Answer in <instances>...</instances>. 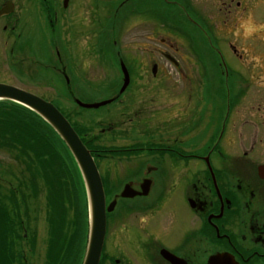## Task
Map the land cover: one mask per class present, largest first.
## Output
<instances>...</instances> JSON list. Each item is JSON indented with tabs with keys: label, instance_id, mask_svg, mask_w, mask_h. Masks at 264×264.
<instances>
[{
	"label": "flooded vegetation",
	"instance_id": "flooded-vegetation-1",
	"mask_svg": "<svg viewBox=\"0 0 264 264\" xmlns=\"http://www.w3.org/2000/svg\"><path fill=\"white\" fill-rule=\"evenodd\" d=\"M63 1L0 0V85L62 92L84 110L71 94L93 86L72 63L99 57L119 68L118 81L96 86L110 110L80 123L62 111L93 158L105 208L113 205L99 264H264V0H124L116 11L142 9L149 71L125 66L121 93L123 61L100 52L101 24L86 50L69 17L83 0ZM161 61L176 77L178 62H191L194 86L171 84ZM33 205L12 235L0 234V264H81L87 216L78 233L72 214L55 232Z\"/></svg>",
	"mask_w": 264,
	"mask_h": 264
},
{
	"label": "trees",
	"instance_id": "trees-1",
	"mask_svg": "<svg viewBox=\"0 0 264 264\" xmlns=\"http://www.w3.org/2000/svg\"><path fill=\"white\" fill-rule=\"evenodd\" d=\"M0 152L14 163L4 170L0 164V181L9 182L7 194L0 188V234L12 235L19 216L29 217L27 207L33 209L39 185L45 189L44 208L51 229L61 230L64 218L72 214L70 226L75 223L78 233L87 216L84 186L73 158L54 131L33 112L0 101Z\"/></svg>",
	"mask_w": 264,
	"mask_h": 264
},
{
	"label": "rangeland",
	"instance_id": "rangeland-1",
	"mask_svg": "<svg viewBox=\"0 0 264 264\" xmlns=\"http://www.w3.org/2000/svg\"><path fill=\"white\" fill-rule=\"evenodd\" d=\"M99 1L100 9L96 12L94 11L93 7L97 6L98 8ZM123 1L124 0H83L79 11L74 8L70 9L69 17L71 19V28L74 29L78 28L79 26L82 28V40L80 43L81 45H85V49L87 50L89 49V46L96 43L92 42L93 38L95 37L93 30L96 29L94 26L95 23H100L101 35L100 32L97 33V37H101L102 47L100 52L103 54L105 53V56L107 54H118L122 59L124 66H137L136 68L132 67L133 70H138L141 68V70L149 71V62L146 61L148 59L144 40L146 30L142 23V9H140L137 12L138 14L134 15V17H132V14L127 13V7H123L121 10L116 11L114 8H116ZM183 53L186 54L187 52L183 50ZM105 58L107 59V57ZM230 59H232L231 56ZM230 61L232 62L231 66L233 68L235 66L240 68V65L236 61ZM99 62V57H97L96 61L94 59V62H92V60L82 59L81 61H75V63H72L73 65H79L77 67H72L74 77L86 76L84 79L86 84L93 86L91 89L85 88L83 94L80 95L74 92L71 94L73 98L86 104H97L109 99L110 96L107 91L103 87L96 86L102 85L101 82L111 85L113 80L118 81L120 76L118 73L119 68L108 60V66L103 68L99 65ZM156 64H159L160 69L164 71H173V68L164 61L157 62ZM178 64L180 65L179 69L183 71L184 75L182 77H176L175 73L171 72V74L168 75V79L171 81V84L183 87H189V85L194 86V73L189 71L191 70V62L179 61ZM74 77H72L71 84L76 86L78 82L75 81ZM5 78L7 81L11 80L7 76ZM142 84H144L143 81L140 83V85ZM133 85H138V83L135 81ZM33 94L41 97V99H47L46 101L48 102H55L58 106H60L61 111L67 112L73 121L77 123L84 121V119L87 120V122H93L100 115L106 113L107 110H110V107H112L111 105H108L96 111L79 110L77 107H75L71 99H69L67 95L62 92L48 93L41 88H36ZM183 103L184 106L187 105L185 104V100ZM75 104H77V101ZM11 163L13 162L11 161L10 157L6 153L0 152V164L3 165L1 169L4 170L5 167ZM1 180L2 184L8 188V181L6 180V182L3 181V179ZM39 188L40 191L38 193V199L36 202L38 205L43 206L44 208L46 202L44 198L45 189L42 185H39L38 189ZM43 208L41 212L43 211Z\"/></svg>",
	"mask_w": 264,
	"mask_h": 264
},
{
	"label": "water",
	"instance_id": "water-1",
	"mask_svg": "<svg viewBox=\"0 0 264 264\" xmlns=\"http://www.w3.org/2000/svg\"><path fill=\"white\" fill-rule=\"evenodd\" d=\"M67 0L63 1L66 6ZM123 76V85L120 93L129 84V76L126 68L120 63ZM0 101H8L18 104L41 118L61 139L70 152L83 181L87 208H88V232L84 258L81 264H98L102 251L105 234V215L112 211L113 205L105 208L104 193L100 177L89 151L82 144L76 133L64 117L48 102L24 92L20 89L0 85ZM106 101L98 104L86 105L77 102L82 109H98L109 104ZM146 192V189H144ZM132 196L128 187L123 189L122 198Z\"/></svg>",
	"mask_w": 264,
	"mask_h": 264
}]
</instances>
